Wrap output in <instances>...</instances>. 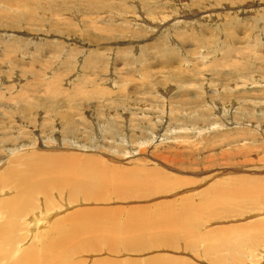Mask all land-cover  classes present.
<instances>
[{
    "label": "rangeland",
    "instance_id": "obj_1",
    "mask_svg": "<svg viewBox=\"0 0 264 264\" xmlns=\"http://www.w3.org/2000/svg\"><path fill=\"white\" fill-rule=\"evenodd\" d=\"M61 156L0 264L80 210L103 230L53 264H264V0H0V227L2 178Z\"/></svg>",
    "mask_w": 264,
    "mask_h": 264
},
{
    "label": "bare ground",
    "instance_id": "obj_2",
    "mask_svg": "<svg viewBox=\"0 0 264 264\" xmlns=\"http://www.w3.org/2000/svg\"><path fill=\"white\" fill-rule=\"evenodd\" d=\"M54 83H55V81H54ZM50 85H52V84H50ZM79 89L81 90V88H78L77 92H78ZM99 90H101V89H99ZM99 90H98V92H99ZM58 91H60V90H58ZM95 91L97 92V90H94V92ZM61 92H63V91H61ZM73 92H74V90H73ZM77 92H75V93L77 94ZM82 93H80L79 96H81ZM102 93H103V91H102ZM104 93L106 94V92H104ZM108 93H109V91H108ZM101 94H100L99 97H102ZM74 96H76V95H74ZM14 155H16V154H14ZM66 160H67V157H65V156L54 157V158H50V157L42 158L41 157V160H39L38 162H35L34 164L30 165L29 168L32 170V173L29 176H27L28 174H25V173L16 172L15 171L16 169L14 168L15 170L12 172V174H10L9 176H7L5 178H2V181H7L8 179L15 178L20 183V190H19L18 193H16L14 195V197H11V199H8L6 201V203L4 204V206H3V208L5 210H4L3 220H2L3 222L1 221L2 222V226L0 227V245H2L1 247L4 248L5 246L8 245V242H6V241H9L10 239L7 237L8 232H9V230H7V225H9L12 228L14 227V225L12 223H15L16 218H18L17 217L18 214H21L23 212V209H21L22 207H24L25 210L26 209L28 210V209L32 208L33 207V203L36 201L35 200L36 197H38V195H40V194H42L46 198V200H52L51 198H49V195L52 193V188L50 186H48V183L46 185H44V186L41 184V176L43 175L44 172H47L50 175H58V174L65 175L66 174L65 170H70V167L65 165L66 164ZM91 161L93 163L94 173L98 174L101 177L108 176L110 178V177H112V175H114L116 178L117 177H127V176H129V175H124L121 172H117L116 170H112V171H116L117 173H114V172L111 171V174H110L109 173L110 171L108 172V170H105L107 167L106 168L104 167V170H101L98 167V163H96V161L94 159H91ZM88 162H90V160H88ZM31 170H30V172H31ZM105 172H107V174ZM85 180L86 181L82 184L81 183L82 179L80 177H77L76 181L73 184V191L81 190L82 191V195H84L86 197H89V198H92L90 193L96 194L97 191H98V187L95 185V182L93 181V179L90 180L89 178H86ZM261 181L263 182V180H261ZM260 186H261V188H264V183H262V185L259 184V187ZM242 188H243V186H242ZM41 189H43V190H41ZM234 189L235 190L236 189L239 190V188L234 187V188H231V192ZM243 189H249V188L248 187H244ZM215 191H217V190H215ZM243 191L246 194L249 192L247 190H243ZM239 193H240V191H239ZM218 195H221V194L218 193ZM225 196H226V194L225 195H221L222 201L225 199ZM206 203H207V201H206ZM208 203H209V200H208ZM223 203H226V201H223ZM34 205H35V203H34ZM46 205H48V204H46ZM209 205H211V204H209ZM98 216H99V214L96 213V212H91V211H87V210H82V211L80 210V212H75L73 214L69 213V215L66 216V222L65 223H64L63 218H62V220L56 221L55 224H53L54 223V221H53L52 222V226L54 227L53 228L54 229L53 232L52 233L50 232V236H48L47 238H44V239H46L45 241L43 240V242L46 244V246L43 249V255L39 256L38 253L35 250H31V251L29 250L30 251V255L27 254V253L26 254L23 253V255H22L23 257L22 258L20 256V258H17V259H14V260L15 261L21 260V261H23L24 264H38V263H36L38 261H41L42 264H44L46 262H49L50 264H53V263H55L54 262L55 260L57 262L61 249L65 248V247H67L69 245H72L74 243H77V240H78V243L82 244L83 246H86L87 243L92 245L91 238H93L94 235L96 236L98 233L102 232V230H103V225L101 223H99V219L97 218ZM191 216H195V215L190 212V206L188 205V203L185 204V202H184V217H187L186 220L188 221ZM197 216H198V214H197ZM58 217H60V216H58ZM104 217H105L106 220L108 219V216L106 214L104 215ZM107 224H108L109 227L114 226L113 223H110L108 221H107ZM189 224L190 223L186 222V225H189ZM51 238H56L58 240L62 239L63 240V244L61 246H53L52 244L48 243V241ZM9 243H11V242H9ZM113 243H114V241H113ZM30 248L31 247L29 246L27 249H30ZM92 248L93 247H90L91 250H93ZM95 249H97V248H95ZM3 251L0 250V253H2ZM7 251H8V249H7ZM70 252L71 251H68V254ZM4 253H5V251H4ZM2 256H3V254H2ZM30 257L32 258V260L30 259ZM105 263H107V262H105ZM110 264H116V263H110ZM130 264H133V263H130ZM148 264H159V263H150V262H148Z\"/></svg>",
    "mask_w": 264,
    "mask_h": 264
}]
</instances>
